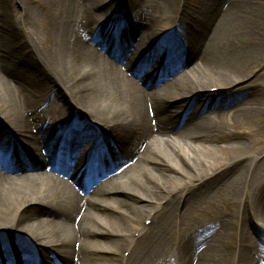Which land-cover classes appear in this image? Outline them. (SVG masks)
<instances>
[{"label": "bare ground", "instance_id": "bare-ground-1", "mask_svg": "<svg viewBox=\"0 0 264 264\" xmlns=\"http://www.w3.org/2000/svg\"><path fill=\"white\" fill-rule=\"evenodd\" d=\"M199 1L188 15H170L174 0H124L117 28L108 17L118 0H44L55 17L41 36L27 31L26 49L39 59L32 62L17 46L21 29L0 0V243L6 248L0 264H50L54 251L63 257L59 264H264V147L256 148L254 130L236 131L261 116L264 128V67L243 70L262 45L264 11L256 5L264 7V0ZM101 2L107 3L96 12ZM172 16L178 24L170 28ZM22 19L23 27L41 21L29 12ZM238 37L257 46L239 54ZM144 43L153 46L150 53L138 50ZM170 44L168 64L142 80L143 64ZM37 74L55 82L46 79L42 89L31 77ZM70 101L97 103L105 116L89 109L84 120H74ZM86 119L101 132L97 144L98 137L77 136L88 128ZM147 138L153 142L145 147ZM82 142L99 147L78 172ZM51 150L54 161L38 164L40 153ZM103 179L98 194L81 192ZM207 184L235 205L230 217L182 223V212L202 200ZM134 197L141 204H131ZM175 205L181 223L171 220ZM25 231L34 249L20 237Z\"/></svg>", "mask_w": 264, "mask_h": 264}, {"label": "rangeland", "instance_id": "rangeland-1", "mask_svg": "<svg viewBox=\"0 0 264 264\" xmlns=\"http://www.w3.org/2000/svg\"><path fill=\"white\" fill-rule=\"evenodd\" d=\"M5 1H6V6H7L5 8V10L9 14H11V16L14 17L15 21H17V27L21 29L22 38L20 40L19 45H17V46L19 47V49H23L21 51L23 52L24 55L30 56V59L32 60V62H33V60L38 61L39 60L38 56L35 53H32L31 51L28 52L29 49H26L27 44H30L29 43V39L27 38L28 37L27 31L28 32L36 31L38 33V35L41 36L42 35L41 27H45V25H49L51 23V21L55 17V15H53L52 7L48 3H45V5H44V0H5ZM123 1L124 0H118V2H116L113 5V7H112L113 9L111 10V16L108 17V19L113 21V24L117 23V28H121L122 24L118 23V21L115 20L114 17H116L117 14L119 15V13L122 12L121 9H122V6L124 5ZM105 3H107V2H101L96 8V12H101V9H103L102 7L104 6ZM200 3L201 2L199 0H174V3L169 7V11H171L169 14L171 15V14L175 13L176 11L179 12V11L183 10L184 11V15H188L190 12H192L191 9L199 7ZM187 7H190L191 9L188 10ZM256 7H257V9H259V11H264V7H260L258 5H256ZM25 12H29L30 14L34 13V14L37 15V18H38V16H40V18H41L40 20L41 21H39L38 19H34V20L31 21V24H28V22L25 24L26 28L23 27L24 24L22 25L21 22H24L22 18H23V16H25ZM108 13H110V11H108ZM173 16L170 18V20L166 21V23L168 24V26L170 28L174 27L175 25L178 24V22L173 19ZM158 23L161 24V22H158ZM39 30H40V33H39ZM152 31L153 30H149V32H152ZM258 32H260L259 34L264 35V23L261 25V27L258 30ZM168 37H169V40L170 39L171 40H175L176 35L174 33H170L168 35ZM258 37H259V35H258ZM239 39H241V38H239ZM240 41L241 42L237 41V43L235 44L237 46H241L242 45L241 48H244V50L240 51L239 54H241L243 52L248 53L249 50H252L254 46H257L256 44H254V43H256L257 40H255L254 43H253V41H249V42L244 41L245 43H243L242 39ZM260 41L262 42V45H260L258 55L255 57L254 61L253 60H248V61L246 60L243 63L244 64L243 65L244 72L251 71L252 69H255L254 71H258V70H260L261 68L264 67V36H260ZM235 45L231 44V43L229 45V50H230L231 54H232V50L233 51L237 50L236 48L233 47ZM171 46H172L171 44L167 45L166 49L168 50ZM151 48H153V47H150L149 43H144L143 45L139 46L138 50L142 49L143 53H146V52L149 53L151 51ZM166 49L164 50V52L166 51L164 54H162V55L159 54L160 56L156 57V59H154V61H152L151 64H154V66L152 68H150V65L148 66V68L150 70L153 69L155 66L158 69H162V67H165V65L168 64V61L172 57V54L170 53L169 50L167 51ZM168 53H170L171 55L168 54ZM112 55L113 54L111 53V54H109L108 57H110L112 59ZM143 57L146 58L147 56L144 54ZM244 59H245V57H244ZM124 63L125 62L122 60V63L120 62L118 64H122L121 66H123ZM148 68H146V69H148ZM31 77H34V79L37 81L38 86H40V87H42L41 84L44 87L43 83L46 81V79L49 82H53V81L55 82L54 78L47 77V76H46L47 77L46 78L44 75L41 77L40 75L38 76V74H37V75H31ZM144 78H142V79H144ZM167 82H169V80ZM215 84H218V83L209 82L208 86H210V85L213 86ZM43 87H42V89H43ZM227 87H230V86H227ZM44 90H45V88H44ZM210 90L216 91V87H210ZM59 100H60L59 98H55V101L57 102L59 107L62 106L64 108L65 106H67L66 105V101H64V100L59 101ZM71 102H72V104H71ZM199 103L200 102L197 101L196 105H198ZM80 105H79V103L77 101L76 102L70 101V106H71L70 108L73 110L72 113L74 114V117H72V118L74 120L75 119H77L78 121L84 120L85 118L83 116V112H88L89 109H93V111H92L93 114L94 113H100L101 115L105 116L104 115L105 113L103 112V109L100 108L97 103H95L92 106L93 108L90 107L89 104L88 105L84 104V105H81V106ZM172 106H175V104L174 105L172 104ZM200 108H201V105L196 106L195 110H200ZM251 120L253 122H251L250 119L246 120V121L243 120L239 124V126L236 128V131L237 132H243V131L254 130L256 132V135H254V137H253L254 138V144H255L257 149H260V148L264 147V128H263V123H260L261 120H263V117L261 116V117H259L257 119H251ZM66 121L67 122H72L71 118L69 116L66 117ZM86 121H87L89 126H88V128H85V127L81 128L82 130L81 131L79 130V132H78L79 136L85 137V136L89 135V137H91V140H92V138L94 140H96L95 137L103 139V138L99 137V133L97 131V128L92 124V122H90L89 119H86ZM227 130L231 131V128H228ZM105 137H107V136H105ZM167 139H168V137H166V136H164V137L162 136L161 137V140H167ZM147 140L148 141H146V145L145 146H147V145H149V144H151L153 142L152 138H149V139L147 138ZM7 145L8 144L6 143L5 146H7ZM163 168L167 172L172 173V172H170L172 170L170 169V166L168 164H166V166H163ZM157 169H161V168L157 167ZM212 185L213 184L203 185L202 188H204V189H201L202 190V200H199V202H197V204L189 205L188 207H186L185 211H183V212L181 211V207L183 206L182 202L179 205L181 207H179L178 205H175L173 207V210H172L173 211V215L171 216V220H176L177 223H179V222L181 223V221H180L181 212H182V214L185 213V216L183 217V219H181V220H183L182 223H185V224H189L190 222H197V223L198 222H205V223H207L208 220H217V219H215V217L217 215H219L221 217V219H218V220H225L224 218L228 214L229 215L226 218H229L230 217V213H231V209L234 210L235 205L232 204V203H227L225 200H222L220 195L218 196L216 194L217 193L216 187L212 186ZM129 202L131 204L132 203L141 204L137 200V198H135V197L130 199ZM175 218H177V219H175ZM141 222L143 224L146 223L145 218H142ZM140 224H136L137 227H142V225H140ZM252 226H254V225L252 224ZM184 227H186V226H184ZM236 228L237 227H235V231L237 233V229ZM172 234H174V231H172ZM263 235H264V233H263ZM262 238L264 239V237H262ZM0 246H2L1 243H0ZM229 247L234 249L235 245L234 244H230ZM11 248L14 249V248H16V246L14 244H12ZM54 254H56L57 258L61 259L60 255H59V252H58V254L57 253H54ZM249 264H254V262H252V263L250 262Z\"/></svg>", "mask_w": 264, "mask_h": 264}]
</instances>
